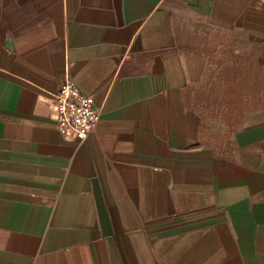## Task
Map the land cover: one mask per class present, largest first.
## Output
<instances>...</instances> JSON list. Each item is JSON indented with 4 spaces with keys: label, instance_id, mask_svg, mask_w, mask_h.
I'll list each match as a JSON object with an SVG mask.
<instances>
[{
    "label": "crops",
    "instance_id": "obj_1",
    "mask_svg": "<svg viewBox=\"0 0 264 264\" xmlns=\"http://www.w3.org/2000/svg\"><path fill=\"white\" fill-rule=\"evenodd\" d=\"M0 264H264V0H0Z\"/></svg>",
    "mask_w": 264,
    "mask_h": 264
},
{
    "label": "built area",
    "instance_id": "obj_2",
    "mask_svg": "<svg viewBox=\"0 0 264 264\" xmlns=\"http://www.w3.org/2000/svg\"><path fill=\"white\" fill-rule=\"evenodd\" d=\"M59 118L58 130L67 139L84 141L100 120L92 96L83 93L68 79L56 97Z\"/></svg>",
    "mask_w": 264,
    "mask_h": 264
}]
</instances>
